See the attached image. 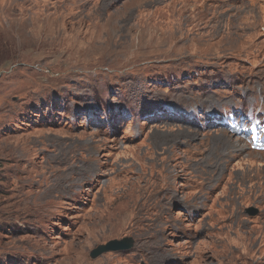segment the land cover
I'll return each mask as SVG.
<instances>
[{
	"label": "rangeland",
	"instance_id": "rangeland-1",
	"mask_svg": "<svg viewBox=\"0 0 264 264\" xmlns=\"http://www.w3.org/2000/svg\"><path fill=\"white\" fill-rule=\"evenodd\" d=\"M250 1L0 0V264H264Z\"/></svg>",
	"mask_w": 264,
	"mask_h": 264
},
{
	"label": "bare ground",
	"instance_id": "bare-ground-1",
	"mask_svg": "<svg viewBox=\"0 0 264 264\" xmlns=\"http://www.w3.org/2000/svg\"><path fill=\"white\" fill-rule=\"evenodd\" d=\"M228 9H231V8H228ZM233 10H235V9H233ZM244 10H246L247 12H256L258 14L264 13V0H252L247 5L244 6ZM0 22H1V20H0ZM94 171L95 170L93 169V167H89V168L86 169V172L82 176H88V177H90V174L92 172H94ZM82 180H83L82 177L80 179H74L73 178L70 182H68L67 191H66L65 194L67 196L70 195L71 192L73 191L74 187H77V186H79V185L82 184ZM59 194H62L63 195V192L62 193H59ZM137 208H138L137 209L138 219L136 221V224H140L144 220L143 219V217H144V215H143L144 208L143 207H137ZM132 228H134L133 225H132ZM139 235H140L139 240L140 241L143 240L142 246H144L145 248H150L151 245H152V243L149 240L146 241V238H148V239L151 240V236L149 234L148 235H145V233L139 234Z\"/></svg>",
	"mask_w": 264,
	"mask_h": 264
},
{
	"label": "water",
	"instance_id": "water-1",
	"mask_svg": "<svg viewBox=\"0 0 264 264\" xmlns=\"http://www.w3.org/2000/svg\"><path fill=\"white\" fill-rule=\"evenodd\" d=\"M132 245V243H126L124 241H119V240H113L111 242H109L108 244L104 245V246H100V248L96 249L93 251L92 256L96 257L99 254H102L105 251L108 250H117V249H121V248H127V245Z\"/></svg>",
	"mask_w": 264,
	"mask_h": 264
}]
</instances>
